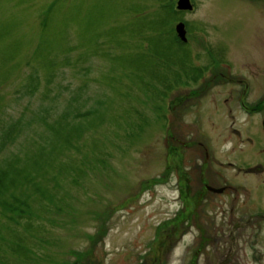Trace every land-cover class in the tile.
<instances>
[{"label":"rangeland","instance_id":"1","mask_svg":"<svg viewBox=\"0 0 264 264\" xmlns=\"http://www.w3.org/2000/svg\"><path fill=\"white\" fill-rule=\"evenodd\" d=\"M54 1L0 0V121L23 116L29 122L43 110L52 123L67 111L73 114L72 122L78 113L91 115L76 120L81 128L72 138L74 145L65 149L47 175L45 193L55 202L48 203L45 197L33 201L39 231L32 236L22 225L3 228L7 223L0 217V237L8 242L7 233L26 236V247L34 252L29 264H264V173L241 177L227 165L229 161L253 165L264 156L247 147L229 149L230 106L225 99L239 88L221 79L212 85L218 67L212 68L210 54L212 46L224 65L231 64L234 76H249L241 39L257 41L264 32V0H192L195 10L183 12L180 21L193 29L185 52L188 65L192 61L202 69V79L196 84L176 68L185 76L180 83L167 68L155 67L153 72L149 68L142 74L134 68L146 86L137 83L132 68L124 69L113 60L141 41L130 39L123 49L101 48L96 37L105 27L136 20L129 9L145 6L148 13L154 12L161 0H65L62 13L57 12L44 34L42 13ZM68 25V43L76 48L68 56L71 65L57 68L48 83L43 67L35 64L36 50L44 39V47L62 62ZM96 50L112 54L91 55ZM84 55L91 56L84 60ZM33 67L40 76V89L32 96L23 95L22 86ZM241 112L237 106L234 114ZM49 135L44 124H31L1 159L32 155ZM207 145L226 164L212 165L213 172L221 175L217 180L224 176L219 182L248 187L238 191V201L219 199L205 188ZM65 162L72 167L66 169ZM178 219L179 236L167 239L163 252L159 247L163 233ZM237 222L242 226L234 229ZM232 232L236 249L227 261ZM1 248L4 261L23 264Z\"/></svg>","mask_w":264,"mask_h":264},{"label":"trees","instance_id":"2","mask_svg":"<svg viewBox=\"0 0 264 264\" xmlns=\"http://www.w3.org/2000/svg\"><path fill=\"white\" fill-rule=\"evenodd\" d=\"M22 1V3H30L35 0ZM64 1L65 0H56L43 10L41 31L44 34L48 29L52 18L55 15H58L57 12L60 11L62 13L61 5ZM161 3L160 8H157L156 11L150 13L147 12L145 6H136L135 8L129 9L130 12L135 13L137 16L136 20L130 24L117 28L114 27L107 29V27H105L102 32L97 33V44L101 48L108 45L109 47L115 46L117 48L119 47V49H123L126 47L127 41L136 38L141 42H139L129 53L118 54L114 57L113 60L115 64H118L124 69L132 68L134 70V68H138L141 72L140 74L151 69L152 72L157 71L155 67L167 68L173 72V78L175 81L180 80V83H182L186 76L187 80L197 82L201 79L203 71L201 68L193 66L192 61L188 65L189 56L188 53L185 52L188 51L186 49L188 45L187 43H182L178 39L173 28V24L176 21L178 22L182 20L183 12L176 11L174 0H161ZM123 13H126V11L120 13L119 16ZM188 30L190 32L193 31L191 26H188ZM68 31L69 25L65 30L66 43L61 48V53L66 54V58L64 60L62 59V62L52 54V51L49 48L44 47V44L46 43V40L44 39H41L36 50L38 60L35 61V64L38 63L40 67H43L48 76V83H52L54 80L57 68L61 67V65H71L68 56H70L76 48L68 43ZM79 36L80 39L84 41L83 33L81 31ZM143 43L145 45H143ZM179 53L182 54V57H179ZM111 54L112 53L109 52L100 53V51L96 50V52L91 55L101 56ZM91 55H84V60ZM151 63L152 65L149 66ZM176 68L181 69L185 76L178 72ZM140 74L136 71L134 73V75H138L137 83L139 84L140 82L146 86L144 77ZM24 83L25 84L22 86L23 95L32 96L39 91L40 76L37 70H35V67H33L32 72L27 75ZM162 85H164L163 82ZM170 87H168V89ZM80 91L82 90L79 89L77 94L79 96H81L82 93ZM95 114L96 113L93 115ZM48 115V112L43 110L39 113H35V116H33L29 122L25 121L23 116L15 121H0V217L7 223L3 228L8 227L9 224L14 226L22 225L25 231L32 236L39 231L34 224L36 218L33 201L37 197L38 199H40V197H45L48 203L55 202L53 196L48 199L46 196L47 194L45 193L47 192L46 189L49 185L47 175L49 172L53 171L55 163H58L57 161H59L58 159L64 154L65 149L74 145L72 138L81 128L80 125L76 124V120H87V117L91 114L78 113L75 116V122H72V120L69 121V118H71V115L73 114L67 111L61 116V120L58 121V123L49 122ZM34 123L44 124L45 127L48 128L50 135L47 137L48 139L46 138L47 141L44 140V143L40 145L37 152L32 155L28 156L27 154L26 156H20L15 154L2 160L1 157L4 151L16 141L17 137L23 130H27L30 125ZM66 164V169L72 167L71 163ZM62 171L63 174H65V171L61 170V172ZM53 179L56 180L55 177H53ZM185 218L186 215L182 217L183 220ZM187 218H189L188 214ZM178 224L179 219L176 220L171 228L169 227L163 233L165 237L161 239L159 244V247L163 249V252L164 246H166L168 242L167 239L173 240V237L179 236ZM7 235L10 238L9 241L6 242L5 236H1L0 246L4 249L6 248L7 250H10L11 253L23 264H29L33 259L32 256L34 255V252L31 248L26 247L27 237H21L20 235L14 236L13 233H7ZM2 242L3 246L1 245ZM1 247L0 250L2 249ZM3 259V256H0V264H9ZM157 260H159L158 257Z\"/></svg>","mask_w":264,"mask_h":264},{"label":"flooded vegetation","instance_id":"3","mask_svg":"<svg viewBox=\"0 0 264 264\" xmlns=\"http://www.w3.org/2000/svg\"><path fill=\"white\" fill-rule=\"evenodd\" d=\"M254 8V6H252ZM195 10V9H194ZM189 32V30H188ZM264 32L260 33L257 36V41L252 40L251 38L241 39L243 41V47H246L244 60L246 64L250 65L248 70L249 76L246 74L241 75L240 77L234 76L231 73V64L225 63L222 60L220 54L216 52L213 47H210L211 56V65L212 68H216L212 74L211 83H221L219 80L223 81L226 84H232L235 87H238V91L232 93L230 98L225 99V103L229 104L228 108V119L230 121V127L228 129L229 149L235 151L240 148H248L252 153H259L260 156H264ZM246 39V40H245ZM256 41V42H255ZM230 41L228 46H230ZM256 43V44H255ZM186 44V43H185ZM226 45V47H228ZM213 53L215 56L213 57ZM227 62V61H226ZM218 63V64H217ZM223 65L226 67L224 68ZM225 69V72L221 70V67ZM213 71V70H212ZM202 79V78H201ZM199 82V81H198ZM196 82V84L198 83ZM242 111L238 115L234 114L236 107ZM240 115V116H239ZM237 116V118H236ZM239 117V118H238ZM242 153L238 152L237 154ZM205 158L208 165V182L205 185V188L208 192L213 194L219 199L230 198L234 201H238L240 189L247 191L248 187L244 184L231 182H219L225 177L223 176L221 180H217V175L212 170V165L215 164L219 167H224L226 164L218 160L212 153V150L207 145L205 149ZM227 165L231 168H235L239 171V176L249 175L251 177H256L260 173H264V161L257 162L255 164H245L239 162L229 161ZM198 166V164H197ZM202 167V166H201ZM199 167V168H201ZM239 177V178H241ZM260 186V185H259ZM253 187H257V184H254ZM244 193V192H243ZM233 195V196H231ZM231 196V197H230ZM234 209H232L233 211ZM237 226V227H236ZM242 226L241 223H236L234 228ZM234 232V231H233ZM233 238L231 242V249L227 253V261L229 256L235 252L236 246L234 242L233 233H231L230 238Z\"/></svg>","mask_w":264,"mask_h":264},{"label":"water","instance_id":"4","mask_svg":"<svg viewBox=\"0 0 264 264\" xmlns=\"http://www.w3.org/2000/svg\"><path fill=\"white\" fill-rule=\"evenodd\" d=\"M194 9H195V5L192 2V0H178L177 1L176 11H178V12H193ZM174 30H175V33H176L178 39L182 43L188 42V28H187L186 23H184L182 21L178 22L175 25ZM236 227L234 229H236ZM230 240L232 242L233 238L231 237Z\"/></svg>","mask_w":264,"mask_h":264}]
</instances>
